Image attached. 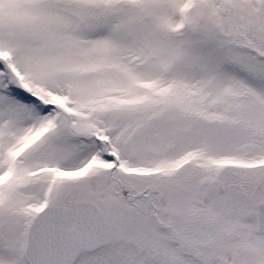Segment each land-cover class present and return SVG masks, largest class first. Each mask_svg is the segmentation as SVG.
Listing matches in <instances>:
<instances>
[{
  "label": "snow or ice",
  "instance_id": "snow-or-ice-1",
  "mask_svg": "<svg viewBox=\"0 0 264 264\" xmlns=\"http://www.w3.org/2000/svg\"><path fill=\"white\" fill-rule=\"evenodd\" d=\"M0 264H264V0H0Z\"/></svg>",
  "mask_w": 264,
  "mask_h": 264
}]
</instances>
